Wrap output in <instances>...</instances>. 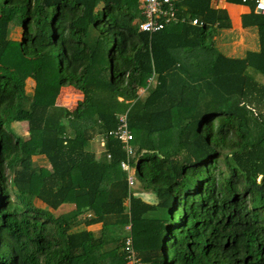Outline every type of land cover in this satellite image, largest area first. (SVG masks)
Wrapping results in <instances>:
<instances>
[{"label":"trees","instance_id":"16d2710c","mask_svg":"<svg viewBox=\"0 0 264 264\" xmlns=\"http://www.w3.org/2000/svg\"><path fill=\"white\" fill-rule=\"evenodd\" d=\"M209 2L177 1L178 31L148 33L137 0H0V264H127L128 236L143 264H264V86L246 74H264V15H241L259 51L226 57L212 38L229 18ZM61 87L81 99L61 105ZM121 113L152 203L128 187L108 135Z\"/></svg>","mask_w":264,"mask_h":264},{"label":"built area","instance_id":"2783aa9c","mask_svg":"<svg viewBox=\"0 0 264 264\" xmlns=\"http://www.w3.org/2000/svg\"><path fill=\"white\" fill-rule=\"evenodd\" d=\"M224 1V0H215ZM174 0H140L141 19L137 21V29L148 33L162 30L168 23L185 21L186 17H180L174 4ZM241 3L251 4L253 11L264 15V0H240ZM192 25H201L196 18L188 19ZM118 123L114 129L108 132V135L117 139L123 149L125 159L120 161V168L126 173V182L129 188L133 184V169L129 164V157L133 154V148L130 144L132 134L127 127L125 113L118 115ZM124 250L127 256V264H143L131 248V239H124Z\"/></svg>","mask_w":264,"mask_h":264},{"label":"rangeland","instance_id":"374dc122","mask_svg":"<svg viewBox=\"0 0 264 264\" xmlns=\"http://www.w3.org/2000/svg\"><path fill=\"white\" fill-rule=\"evenodd\" d=\"M100 7H101V2H99L95 9H97L98 11L100 10ZM231 12V11H230ZM174 24H177V22H173ZM10 38L12 39H18L19 36H20V31L18 28L14 27V28H11V31H10V34H9ZM97 38V32L94 30L93 27H88V31H87V41L89 42V44H93L95 42V39ZM226 40H229L226 39ZM231 40V38H230ZM212 44L214 46V42H215V39L213 38L212 40ZM107 43H106V48H107ZM232 46V43L228 44L227 46ZM241 48V46H237L235 47L234 50H232L231 48L228 50V49H225L226 53H228L227 55H232V56H239V53L240 52H236L238 51L239 49ZM224 49V48H223ZM217 51V50H216ZM220 51V50H218ZM246 74H248L249 77H251L255 82L259 83V84H262L264 86V74H262L261 72H257L256 70H253L251 68H247L246 69ZM154 80L152 79L151 82H150V85L152 86L154 84ZM33 85H34V82L33 80L27 78L25 80V85H24V91L26 94H30L32 92V89H33ZM63 90V91H62ZM68 90V91H66ZM69 90H72L71 87H66L65 89H63L62 87L59 89V93L56 97L57 101L63 105V106H66V102H65V98L68 97V98H72L70 100V103L69 105H67V107H72L73 105H75L76 103V100H79L80 98V95H76L74 97L73 94H71L69 92ZM62 91V92H61ZM137 93H138V96L140 99H143V95L145 94V91L141 90L140 88H138L137 90ZM64 100L62 102V100ZM250 114H248L249 116ZM250 122V131H251V139L254 140V139H257L255 138L256 136L259 137V135L261 134V131H258L256 133L254 127L251 125L252 124V119L249 121ZM8 127L9 129L12 130V132H14V134H16L17 136L23 138V139H26L27 138V125H26V122L25 121H12L8 124ZM92 148L97 151V154H99L102 150V139L100 137H95L93 140H92ZM132 146V144H131ZM133 148V146H132ZM36 157H39V158H36ZM34 159V162L37 163V164H42L44 163L42 159H40V155H36V156H33L32 157ZM133 184L131 185V187L133 188V190L135 191L134 192V195L135 196H138L139 198H141L143 201L145 202H148V203H152L155 201V198H154V195H149L151 192L149 191H145L142 189L141 185L135 180L134 176H133ZM146 192V193H145ZM152 194V193H151ZM36 204L39 205V202H36ZM41 205V204H40ZM70 206L69 205H66L65 203L60 205L55 211H54V214L57 215L61 212H64L66 210H68ZM99 227H100V224H93V225H89L86 227V229H89V230H92L94 233H98L99 231Z\"/></svg>","mask_w":264,"mask_h":264},{"label":"crops","instance_id":"0c3cea01","mask_svg":"<svg viewBox=\"0 0 264 264\" xmlns=\"http://www.w3.org/2000/svg\"><path fill=\"white\" fill-rule=\"evenodd\" d=\"M174 1H175L174 2L175 7L179 15V9L177 8V5H176V2L179 0H174ZM209 5L211 8L224 9L229 18V22H230V26L228 28H217L216 29L215 34L213 36V38L215 39L214 46L212 44L215 50L217 51L220 50L218 52L222 53L226 57H231V58H243L246 52L248 51L250 52L259 51L260 43H259V34H258L257 25L255 24L247 25V26L241 25V15L247 14L248 12H250V10L253 11V8H251L252 5L250 6V3L249 4H244V3L239 4V3L229 2L228 0H224V1L210 0ZM137 7L140 9V0H137ZM184 17H187V14ZM179 26H180L179 22H177V24H174L173 22H171L166 25V29L171 30V31H178ZM228 38L229 40H226ZM230 43H232V46L231 45L227 46ZM237 46H241V48L238 51H236V52H240L239 56L227 55L228 53H226L225 49L229 50L231 48L232 50H234L235 47ZM62 88L65 89L66 87H62ZM140 89L143 91L145 90L142 88ZM75 91L76 92L78 91V93L81 94L79 98L81 99L82 93L79 90H76L73 88L72 90H69L71 94H74ZM95 152L97 153V151ZM149 195H153V194L150 193ZM66 205L70 206L68 209H70L73 206L72 204H66Z\"/></svg>","mask_w":264,"mask_h":264}]
</instances>
